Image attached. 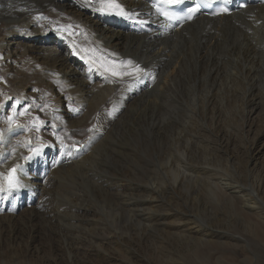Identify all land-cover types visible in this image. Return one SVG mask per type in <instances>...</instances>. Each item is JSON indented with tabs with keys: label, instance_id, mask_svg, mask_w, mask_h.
I'll use <instances>...</instances> for the list:
<instances>
[{
	"label": "bare ground",
	"instance_id": "1",
	"mask_svg": "<svg viewBox=\"0 0 264 264\" xmlns=\"http://www.w3.org/2000/svg\"><path fill=\"white\" fill-rule=\"evenodd\" d=\"M152 2L0 0V263L65 264L64 259L59 260L56 256L53 248L59 242L56 240L62 239L67 228L76 229L81 220L87 221L96 214L93 207L80 203L78 190L84 183L96 184L98 177L106 192L114 189L109 182L111 179L107 178L112 164L105 158L108 157L105 147L112 142L119 147H135L133 144L147 148L196 147L197 143L191 142L192 136L190 138L186 128H182L184 119L199 129L198 132L191 131L197 135L199 145L205 143L211 148L181 149L186 162L176 158L178 161L175 160L173 166L163 169L167 173L178 174L174 183L182 194L183 206H188L196 219L200 218L207 225L208 221L211 222L217 230L210 232L197 222L198 219L183 222L178 214H167L169 221L163 226L168 224V229L178 230L173 226L177 223H186L185 228L190 223L192 227L186 229L187 235V232L178 235L171 231L165 232L161 239L170 241L172 238L171 241L180 242L184 249L188 246L190 251L197 242L208 246L217 243L215 239H220V236L226 239L222 230H227L226 225L232 226V219L225 221L220 218V212L212 215L208 207L215 204L222 208L223 200L227 201L226 205L234 204L232 200H243L249 210L257 213V218L264 222V211L257 200L239 185L240 178L246 183L248 176L252 182L259 183L257 186L263 184L257 179L261 174L255 178V168L264 149V127L259 131L256 142L248 141L243 145L246 166L240 171L239 166L234 167V152L231 153L227 147L233 142L224 135L221 108L215 106L217 99L223 96L222 87L225 85L221 71L228 68L232 83L227 87L235 88L226 91L230 94L229 104L233 112L237 106L241 109L240 113L236 110L233 114L234 130L243 131L247 119L245 115L250 116L263 107V103L257 100L256 86L263 80L257 75L259 70L264 77V3L251 2L242 10L238 0H233L234 9L229 16H200L179 27L162 20L154 12ZM138 65L140 71L133 69ZM240 72L244 73L242 77H239ZM239 78L244 89L249 86L251 90L249 95L243 90L242 108L238 105L239 87L236 82L240 84ZM244 104H247V111ZM196 113L206 116L202 119L212 134L204 131L202 124L194 119ZM241 117L243 120L239 124ZM255 126L254 122L247 125L249 131ZM81 144L83 148L77 150ZM136 156L133 158L136 159ZM142 162L140 159L139 163ZM190 163L213 168L223 174L215 172L209 180L201 182L198 171L194 170L196 167H191ZM136 165L140 169L137 162ZM13 167L16 172L11 177ZM234 172L242 176L237 177ZM193 174H196L195 177ZM10 181L12 184H9ZM129 188L132 187L117 188L114 194L120 196L124 203L126 200L137 202L132 203L133 207L145 201L137 196L134 189L131 198L127 194ZM161 188L164 192L167 190L164 185ZM158 192L162 191L158 189ZM166 193L169 198H176L169 191ZM256 196L262 200L258 193ZM179 203L176 207L180 206ZM135 207L134 212H141ZM237 214L233 215L235 221L241 217L240 212ZM45 224L50 225L48 228L54 232L56 229L63 230L64 235L57 232V235L45 236ZM262 224L249 223L259 238H264ZM123 227L122 230H126ZM123 231L120 236L115 235L119 237L120 247L128 241ZM146 231L143 230L144 234H147ZM143 232L137 231L139 235ZM101 237V245H97L106 253L116 238L107 230ZM229 238L231 243L237 242ZM144 239L149 241L147 235ZM158 243L161 245L162 242ZM67 244L70 245V242ZM170 244L173 246L174 243ZM120 247L117 253L120 251L122 255L125 249ZM167 249L168 253H173ZM78 250L72 245L68 254H78ZM74 257L71 264H77V256Z\"/></svg>",
	"mask_w": 264,
	"mask_h": 264
},
{
	"label": "rangeland",
	"instance_id": "2",
	"mask_svg": "<svg viewBox=\"0 0 264 264\" xmlns=\"http://www.w3.org/2000/svg\"><path fill=\"white\" fill-rule=\"evenodd\" d=\"M263 64H264V62H263ZM228 71H229L228 68H225L224 71H221L222 77H224L223 80L225 82V85L222 87L223 96L221 98L217 99V101H216L217 103L215 104V106H216V108H218V107L221 108V113L223 116L222 120L224 122V133H225L224 135L226 138H231L232 142H233V145L230 144L227 147L229 148L231 153L234 152L233 156H235L234 158H236V161H237V162L234 161V167L239 166V169L241 171L242 168L244 166H246V161H245L246 160V152L243 149V145L244 144L246 145L248 143V141L250 143L256 142L258 140L259 131L262 130V127H264V77H263V73L261 72V70H259V74H257V75L260 79H263L262 80L263 83L259 82L257 84L256 87L258 89L256 88V94H258V96H259V98H257V100L261 101L260 103H263V105H262L263 107L259 108L257 111H255L253 114H251L253 116L245 115V118H247V119L243 125L244 130L239 131V130H234V128L232 126V121L234 118V115H233L234 112L237 110V113H240L241 109L237 106L236 110L233 112L231 109V106L229 104V97L228 96H230V94H229V92L226 94V91H228V90L231 91L233 89L231 87H227V84H229V86H230L232 83V79H230L232 74ZM210 73L211 72L209 71V74ZM239 74H240L239 77H242L244 75L243 72H240ZM239 81H240V84H239V82H236V83H238L237 86L239 87V90L237 88L238 105L240 104L239 106L242 108V100L241 99H242L243 93H245L243 90H246L248 95L250 94L249 92L251 90L248 89L249 86H246V88L244 89V85L243 86L241 85L243 83L240 80V78H239ZM197 84H199V83H197ZM240 85H241V88H240ZM240 89L243 92H241ZM233 90H235V88ZM240 96H241V98H240ZM260 98H262L263 100ZM219 102H220V104H219ZM243 106H245L244 108L247 111V104H244ZM203 117L206 118L205 115ZM203 117H201L200 114L196 113L194 119H196L199 122V124H202V128L204 131H206L209 134H212V132L210 131V128L207 126L206 121L202 119ZM242 120H243V118L241 117L239 119V124L242 123L241 122ZM253 122L256 126L254 128H252L251 131H249V128L247 127V125H248V123L251 124ZM182 125H183L182 128H184V129L186 128L185 132L187 131L186 133H188V135L190 134L189 137L192 136V138L190 137L192 139V141H191L192 144H195V143L198 144V145L195 144L196 147H178V148L177 147H166L165 148V147H158V146L155 147L152 143H149V144H150V146H154V147H148V148L147 147H138L137 145H134V144H133V146H135V147H119L118 145H116L115 142H112V144L109 145V147H105V149H107V152H105V153L108 155V157L106 156L105 158L109 159L108 162H110V165L112 164L111 166L108 165L112 168H111L110 173L107 171V174H108L107 178L111 179V181H109V182H111L110 183L111 185L112 184L114 185L113 186L114 189L111 188V191L106 192V190L103 188L102 181H100V179L98 177L96 184H90L89 182L84 183L81 186V189L78 190V192H77V196L79 195L81 204H83V205L85 204L87 206L93 207V209L96 212L95 217L90 218L87 221L85 219L81 220V222H79L81 224L78 223L81 227L79 225H77L76 229L75 228H69V229L67 228L66 233H64L65 235L63 234V230L59 231L58 229H56L54 232L53 230H50L48 228L50 225L48 226L47 224H45V236L48 237L49 234H52V233H55L57 235V232H58V234L64 235L63 236L64 238L62 237V239H57L56 242L58 240H59V242H57V244L55 243V245L53 246L55 253H56V256H58L59 260L64 259L65 264H71L73 261L72 256L74 257L76 255L77 260H78L77 264H81V263L82 264H134V263L135 264H264V238H259L257 236V233L253 230V227H251L249 225V223H252V222H256V223L260 222L261 224L262 223L264 224V222L257 218V213L249 210V207H247V204L245 202H243V200H237V199H236L237 201L232 200L234 204H231V205H233V207L231 205H226L227 201H224V200L221 201L222 208L220 207V205L219 206H216L215 204H212V205L209 204L208 205L210 214L215 215L217 213L219 214V212H220V214H219L220 218L225 219V221L227 219L228 220L232 219V221H233L232 226L226 225L227 230L226 229L222 230V235L225 236L226 239H223L222 236H220V239H215V241H217V243L211 244V245L208 244V246L206 244L201 243V241L197 242L192 247V251H190V249L187 248L188 246L185 247V249L181 248L182 246H180V242L171 241L172 238H170V241H169V239L167 241L161 239L162 236L166 235L165 232L169 233L172 231L171 232L172 234L185 235V233L187 232L186 229L188 227H192L190 223L188 224L187 228L184 227L186 223L182 224V225H180V223H177L173 226H176L178 228V230L168 229V224L166 226H163L166 221H169L168 218H166L168 216L167 214H170V215H177L178 214V216L183 219V222L184 221L188 222L189 219H192V218L196 219V217H197L196 215H194V213H192L191 209L188 206H183L182 194H181V192H179L177 190V188H176L177 185H175V183H174V181L176 179H178V177H177L178 174L175 175L174 172H172V174H171V173H167L168 171H165L167 169L166 167L173 166L174 161L177 160L178 158L180 159V161L186 162V158L181 155V149L185 150V149H189V148H194L196 150L198 148H201V149L204 147L206 149L208 148V147H206L205 143H201L199 145L200 142L197 138V135L194 134V132H191V131L199 130L196 126L193 127V125L189 124V121H187V119H184V121L182 122ZM187 128H189V129H187ZM55 130L58 131V129H55ZM243 138L244 139L246 138L244 142H243V140H244ZM229 142L232 143L231 141H229ZM210 148L211 147H209L208 149H210ZM118 151L120 152L119 154H118ZM135 156L137 157L136 159L133 158ZM130 157H131V159H129ZM140 159L144 163L142 162V164H140L139 163ZM166 160H167V162H166ZM136 162H137V164L140 165V169L137 167ZM171 162H172V164H171ZM258 163L259 164L256 165V168H255V173H256L255 178H257L261 174V176L259 177L260 179L259 178H257V179L261 180V182H263V184L260 182L261 186H257L259 183L256 184L255 181L252 182L250 177L248 176L246 183L242 178H240L239 185H240L242 190L244 189L243 190L244 192L251 195L252 199L257 200L258 205L264 211V149L261 152V158L259 159ZM189 165L190 166L192 165L191 167H196V168H194V170L198 171L197 175H198V178L201 182H204L205 180H209V178L212 177V175L215 172L218 174H223L222 171H215V170H213V168L209 169V168L201 166V165H197V164L195 165V163H190ZM164 167H165V170L163 169ZM231 167H233V165ZM129 169L131 171L132 170L133 171L131 172ZM181 170L186 171L184 168H182ZM209 170H211L210 171L211 173L209 172ZM127 171H130V172H127ZM135 171H137V172H135ZM177 173H179V172H177ZM234 173L236 175L238 174L237 172H234ZM133 174H135V175H133ZM169 174H171V175H169ZM208 174H210V175L206 176ZM195 175L196 174H193V177H195ZM147 176H149V177L147 178ZM179 176H180V173H179ZM241 176L242 175H240V174L237 175V177H241ZM139 177L141 180L139 179ZM137 178L140 180V182ZM169 178L172 179V181H170ZM116 179H118L119 181L122 180L121 183ZM123 180H124V182H123ZM134 180L136 182H138L139 184L136 183ZM168 180L170 181V183H169L170 185H168V182H169ZM98 181H100V182H98ZM154 181L158 182V184H156V182H154ZM143 182H145V183H143ZM124 183H126V184H124ZM160 183H162V185H164L165 189H167L165 192H164L163 188H161L162 185L161 186L159 185ZM98 184H99V186H98ZM121 185H124V186L121 187ZM158 185H159V187H158ZM262 185H263V187H262ZM125 186L126 187H129V186L132 187V188H129L128 192H127V194H129V196L131 198L133 197L132 191L134 189V191L137 192V196H140L141 199L145 200L144 202H138V204L141 203V204H139V206H136V207L134 206L135 209L140 208L141 212H138V213L134 212V207L132 205L137 204V202L136 203L132 202L133 203L132 204V203H129L128 200H126V202L124 203V200L121 199L120 196L114 194L116 191H118L117 188L120 189V188H124ZM143 187H144V191H143ZM166 187H168V188H166ZM171 187H172V189H171ZM95 188H97V190H95ZM99 188H100V190H99ZM158 189H159V191H162L163 193L158 192ZM152 191H154V192L153 193H147V192H152ZM168 191L170 193H172V195L174 194L173 196H175L176 198H173V199L169 198L168 194L166 193ZM254 191H255V193H254ZM226 192H228V191H226ZM256 192L260 195L262 200L257 198ZM107 194H109V195H107ZM149 194H150V196H149ZM151 194H153V195H151ZM100 195H103V196H100ZM153 196H155V198ZM165 197H166V199H165ZM107 198H109V199H107ZM158 199H160V200L158 201ZM175 199H176V201H175ZM87 200H89V202ZM148 200L150 202H152V204L149 207H147L148 203H150ZM168 200H170V201H168ZM146 201H148V202H146ZM156 201H158V203H156ZM177 202L178 203L180 202L179 203L180 208L176 207ZM222 203H223V205H222ZM157 204H158V206H157ZM161 204H163V205H161ZM181 206H182V208H185V209L183 210L181 208ZM158 207H160V209ZM68 208H69V206H68ZM115 208L119 212L121 211L123 214L121 212L119 214V212ZM212 208H214V209H212ZM219 208H221V209H219ZM231 208L234 209L235 211L234 210L231 211ZM168 209H170V210H168ZM172 209H173V211L171 213ZM158 210H159V213H158ZM185 210L188 211L189 213H187ZM113 211H114V213H113ZM175 211H176V213H175ZM214 211H215V213H214ZM223 211H225V212H223ZM239 212L241 213L240 220L235 221V218L233 215L238 216L237 213H239ZM117 214H119V215H117ZM134 214L136 215L135 217H134ZM250 214H252V215H250ZM111 216H113L114 219ZM120 216H121V218H120ZM185 217L188 219H186ZM97 218H99L98 219L99 223H97ZM139 218H141V219L139 220ZM88 221H92V223L88 224ZM118 221H119V223H118ZM197 222L200 224H203V226L206 227L208 230H210V232H212L213 230H217V227L215 225L212 226V223L209 221H208V225L205 222H203V220H201L200 218L197 220ZM246 222H247V226H245ZM114 224H116V225H114ZM127 224H129V225H127ZM117 225H118V227H117ZM123 225H124V227H123ZM136 225H137V228H135ZM114 226L117 228H115ZM127 226H128V228H126ZM129 226H131L130 231H128ZM147 226H149V228H147ZM122 227L124 229H126V230H124L125 232L122 230ZM150 227H152V228H150ZM153 228L157 232H155V230H152ZM94 229H96V230H94ZM136 229H137V231L140 230V232H143V230L144 231L147 230L145 232L147 234H144V232H143L139 235L137 233V231H135ZM179 229H180V231H179ZM76 230H78V231H76ZM105 230H107L108 233L114 239L116 238L115 241L112 242L114 245L110 244V246H108V250L106 253H105L104 249H101L98 246V245H101L100 241L102 242V238H103L101 236H104ZM69 231L71 232V234ZM73 231H74V233H73ZM122 231L125 233V238L128 241L126 244H123L122 247H120L119 237H117V236L118 235L120 236V234H122ZM126 231H127V233H126ZM88 232H89V234H88ZM129 232H131V233H129ZM174 232H176V233H174ZM113 233H114V236H113ZM72 234H74V235H72ZM187 234H188V232L186 233V235ZM215 234H218V232L215 231ZM115 235H117V236H115ZM130 235L133 237H131ZM146 235L149 237L148 242L146 239H144L146 237ZM121 236H123V235H121ZM152 236H153V238H152ZM127 237H129V238H127ZM142 237H143V239H142ZM229 237H232V239L236 240L237 242L231 243L229 240L230 239ZM130 239H131V241H129ZM71 241H72V244H71ZM159 241H160V243L162 242L161 245L158 243ZM69 242H70V245L67 244ZM128 242H129V244H128ZM156 242L159 245L155 244ZM170 242L174 243L173 246L170 244ZM175 242H177V243H175ZM236 243H238V244H236ZM72 245L77 246L79 248V250H78V254L75 253V254H72V256H71V254H68V252H69V247ZM157 245L161 246V247H158ZM67 247H68V249H67ZM118 247H120V249H122V250L125 249L126 251L124 250V253L121 255L120 251L117 253ZM198 247H199V249H198ZM63 248L66 250H64ZM159 248H163V249L162 250L160 249L161 250L160 251ZM166 249L170 250V251L172 250L173 253H168V251H166ZM63 255H65V256H63ZM219 257L222 259H219ZM105 258H107L108 262L105 261ZM45 259L52 262L48 258H45ZM172 259H173V262L171 261ZM8 263L9 264H31V263H29V261H26V262L25 261H8V262L0 263V264H8ZM53 264H54V262H53Z\"/></svg>",
	"mask_w": 264,
	"mask_h": 264
},
{
	"label": "snow or ice",
	"instance_id": "3",
	"mask_svg": "<svg viewBox=\"0 0 264 264\" xmlns=\"http://www.w3.org/2000/svg\"><path fill=\"white\" fill-rule=\"evenodd\" d=\"M127 63L131 64V61H128ZM137 71H140L139 68H137ZM115 75V73H113ZM14 171V170H13Z\"/></svg>",
	"mask_w": 264,
	"mask_h": 264
}]
</instances>
